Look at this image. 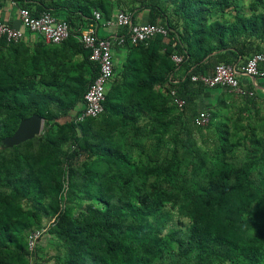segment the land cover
<instances>
[{
  "label": "trees",
  "instance_id": "16d2710c",
  "mask_svg": "<svg viewBox=\"0 0 264 264\" xmlns=\"http://www.w3.org/2000/svg\"><path fill=\"white\" fill-rule=\"evenodd\" d=\"M40 1L16 0L34 15L66 7L72 35L0 40V264H32L30 232L53 219L60 264H264V96L251 82L254 96L225 94L198 126L209 87L192 79L264 52V0ZM144 10L168 34L128 40L104 112L80 120L100 70L76 21L124 11L138 23ZM33 114L43 133L4 147ZM174 210L188 221L169 226Z\"/></svg>",
  "mask_w": 264,
  "mask_h": 264
},
{
  "label": "built area",
  "instance_id": "2783aa9c",
  "mask_svg": "<svg viewBox=\"0 0 264 264\" xmlns=\"http://www.w3.org/2000/svg\"><path fill=\"white\" fill-rule=\"evenodd\" d=\"M16 5V0H0V5ZM19 16L22 27H16L9 22L0 20V40H6L9 43L19 42L26 39L27 33H38L42 35L46 42L61 43L72 35V29L69 22L57 17L51 11H43L39 15H34L29 8L19 7ZM97 20L102 22V15L95 11ZM102 25L107 28L127 29L126 34H116L115 36H101L97 28H81L77 33V39L90 52V59L99 66V73L94 81L89 85L85 93V99L78 118L83 120L87 117H98L105 110L104 101L108 92L109 85L116 74L115 43L119 46H125L129 40L132 44L147 42L156 34H168L164 25L154 23H134L132 15L124 11L117 12L113 17L103 20ZM174 61L180 63L183 56L174 54ZM264 64V52L255 53L248 62L239 67L234 64H218L213 74L193 75V81H200L206 87H221L230 92L241 96H254L255 91L245 84L242 75L251 78L263 77L264 70L260 66ZM175 94V92H173ZM175 103L183 107L185 100L179 97L175 98ZM211 120V114L207 110L199 111L195 118L198 126H205ZM54 220V219H53ZM49 221L42 228L35 229L29 235V248L34 249L43 236L48 232V226L53 221Z\"/></svg>",
  "mask_w": 264,
  "mask_h": 264
},
{
  "label": "crops",
  "instance_id": "0c3cea01",
  "mask_svg": "<svg viewBox=\"0 0 264 264\" xmlns=\"http://www.w3.org/2000/svg\"><path fill=\"white\" fill-rule=\"evenodd\" d=\"M44 1V4L47 5L50 8H53L54 6V2L57 0H42ZM62 2L65 3V5H68V1L63 0ZM67 2V3H66ZM29 3L31 4L30 6L32 7V10L35 9H40L41 8H45V6H43V4L41 3V1L39 2V0H29ZM60 9V8H59ZM62 10V14L60 18L65 19L66 15L68 14V9L66 7L61 8ZM76 16V15H75ZM138 23H145L146 19H147V11H141L140 14L137 15L136 18ZM0 20L6 21L11 23L12 25L16 26V27H22L21 21H20V16H19V6L18 4L16 5H12V4H2L0 5ZM77 24L79 25V27L81 28H88V27H95L98 30L99 35L101 36H106V37H110V36H115L117 34V32L121 31V29H116V28H107L104 27L102 25V22H95L93 21L92 23L86 22L85 20L79 19L76 21ZM32 33H27V40H31V41H35L37 40V38L34 40V38H32L31 36ZM115 52L116 53H122L123 56L126 55V53L128 52V49H126V47H122L119 45H115ZM121 49L123 50V52H121ZM241 80L247 84V86H250V83L252 82L257 91H259L263 96H264V78L260 77V78H251L248 76H240ZM251 89V87H249ZM231 92L228 91L227 89L221 88V87H216V88H205L203 91L199 92V97H198V107L201 110H207L210 112V110L216 106H219V104L221 103L220 100L223 99V96L225 94H230Z\"/></svg>",
  "mask_w": 264,
  "mask_h": 264
},
{
  "label": "rangeland",
  "instance_id": "374dc122",
  "mask_svg": "<svg viewBox=\"0 0 264 264\" xmlns=\"http://www.w3.org/2000/svg\"><path fill=\"white\" fill-rule=\"evenodd\" d=\"M243 2L247 6L249 4L250 0H244ZM245 9H246V7H245ZM247 12L248 13L250 12L248 10V8H247ZM31 36L35 40L38 36V33H32ZM121 52H123L122 49H121ZM115 55H116V59H115L116 63L120 64L121 60L124 59L123 54L115 52ZM235 106H238V104H236ZM235 111H236V107H234L233 110L230 111V113L234 114ZM44 126H45V123H44ZM205 144L211 145V144H213V142H212V140H209L208 142H205ZM181 220H184L186 222L188 221L186 219L181 218L180 215L177 213V210H174L173 221L171 223H169V226H172V225L176 226L177 224L180 225ZM39 245H40L42 251L33 259L32 264H60L57 262L56 256L59 254H62L63 252L60 251L59 248H57L56 240L52 234L47 232L43 236V238L41 239Z\"/></svg>",
  "mask_w": 264,
  "mask_h": 264
},
{
  "label": "water",
  "instance_id": "95a60500",
  "mask_svg": "<svg viewBox=\"0 0 264 264\" xmlns=\"http://www.w3.org/2000/svg\"><path fill=\"white\" fill-rule=\"evenodd\" d=\"M44 123V118L39 114H33L23 119L16 132L3 139V146L12 147L41 135L43 133Z\"/></svg>",
  "mask_w": 264,
  "mask_h": 264
},
{
  "label": "clouds",
  "instance_id": "9594fccd",
  "mask_svg": "<svg viewBox=\"0 0 264 264\" xmlns=\"http://www.w3.org/2000/svg\"><path fill=\"white\" fill-rule=\"evenodd\" d=\"M116 56V55H115ZM116 58V57H115Z\"/></svg>",
  "mask_w": 264,
  "mask_h": 264
}]
</instances>
